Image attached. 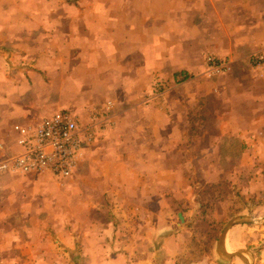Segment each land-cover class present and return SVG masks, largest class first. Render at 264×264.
Segmentation results:
<instances>
[{"label": "crops", "instance_id": "0c3cea01", "mask_svg": "<svg viewBox=\"0 0 264 264\" xmlns=\"http://www.w3.org/2000/svg\"><path fill=\"white\" fill-rule=\"evenodd\" d=\"M35 22H40L37 28ZM34 30L42 35L37 47L28 44ZM7 41L9 45L1 47ZM0 42V160L19 151L13 129L16 124L37 123L65 107L67 97L106 99L110 88L117 86L122 99L130 104L149 96L152 85L162 77L175 85L169 96L153 99L152 111L158 117L173 116L168 124L156 123L153 117L149 122L145 116L151 105L140 107L143 118L137 127L141 139L136 142L140 150L138 155L128 154L119 160L122 183L113 188L129 197H121L116 210L133 219V211L161 210L163 200L170 195L178 201L185 195L192 197V163H187L183 154L171 162L172 156L163 155L161 147H169L167 140L174 144L172 138L182 129L183 117L185 129L193 131L192 117L198 111L202 117L211 115L217 120L218 142L213 146L221 148V141L230 139L238 147L237 154L221 148V156H216L219 163L221 159L236 163L238 170L217 176L212 161L208 173L213 178L238 179L247 175L243 166H257L255 172L264 181V69L249 65L252 54L264 51V0H0ZM207 54L228 59L232 68L222 76L208 77ZM15 62H39L37 68L42 67L43 76L36 70L17 69ZM74 83L81 84V89L72 96L67 90ZM180 86L190 90L183 94ZM167 99L170 104L164 103ZM210 102L212 114L208 113ZM129 127L126 125V130ZM206 127L202 124V129ZM167 131L172 133L167 135ZM191 142L176 139L175 145ZM41 175L0 173V264H43L50 258L54 246L48 231L35 237L40 225L34 220L33 202L28 198L29 191L35 192L31 185L40 180L35 177H54ZM180 215L181 225L186 222L188 226L184 214ZM251 224L259 223L238 224L228 232L224 245L228 254L247 250L242 247V238L237 244L230 237ZM62 231L56 243L64 249L69 236ZM135 236L125 241L128 246L140 241ZM123 248L111 257L108 250L101 251L96 264H177L173 252L147 253L131 245ZM88 252L91 258L96 257ZM213 254L189 264H209L207 259L212 257L213 264H245L239 257L221 258L217 245Z\"/></svg>", "mask_w": 264, "mask_h": 264}, {"label": "rangeland", "instance_id": "374dc122", "mask_svg": "<svg viewBox=\"0 0 264 264\" xmlns=\"http://www.w3.org/2000/svg\"><path fill=\"white\" fill-rule=\"evenodd\" d=\"M39 23L35 22L33 26L37 28ZM34 31L35 33H31L28 44L37 47L40 46L42 35L40 30ZM7 45H9V41L1 47ZM209 58L218 62L222 60L230 62L228 59H220L207 54L204 61L205 75L208 77L215 78L230 71L222 74L213 73L208 63ZM15 63H18L17 69L36 70L43 76L42 67L39 66L41 70L37 68L39 62ZM6 66H9V62H6ZM230 68H232L231 65ZM9 71L10 67L7 69V72ZM2 73H4V69ZM174 85L175 82L161 77L152 85L153 90L149 96L136 99L130 104L122 99L124 96L117 86L110 88L108 91L111 92L110 97L106 99H87L92 100L87 101L83 98L80 100L70 96L66 98L65 107L62 109L76 112L83 119L89 109H102L108 102H112L113 107L110 112V125L100 131L97 140L84 151L72 177L62 179L48 176L42 180L40 177L43 175H40V177H35L40 180L31 185L35 192L29 191L28 198L33 202L34 220L40 225L37 226L35 237L46 235L48 231L51 238L50 245L54 246L50 248V258L44 259L43 264H96L100 261V258L97 257L101 251L108 250L106 252L111 257L113 252L123 251V247L127 249L130 245L133 247L132 249L147 253L154 250L173 252L177 264L199 263L205 260H201V257L214 255L219 236L228 222L236 215L241 214L253 218L264 217V181L262 175L255 172L258 169L257 166L250 169L243 166L242 171H248L247 175L238 179L213 178L212 173H208L209 166H212L213 163L216 166L215 171L217 172L214 171V173L217 176L220 175L219 172H223L226 176L234 170H238L236 163H229L225 159H221V163H219L218 157H216L217 155L221 156L219 155L221 148L222 151L226 150L237 154L238 147L230 139L221 141L223 143L221 148L213 146L215 141L218 142L216 137L219 131L216 128L217 125L214 124L217 120L213 119L211 115L202 117L201 111L192 117L193 131L185 129L186 119L183 117L182 129L172 138L174 144L167 140L166 143L169 147H161L163 155L172 156L171 162H177L183 154L187 163H192L191 167L194 171H191L195 173L191 179L194 186L192 197L185 195L181 201H178L174 195H170L163 200L161 210L133 211L131 212L133 219H126L127 213L116 210V208L120 209L121 197L124 199L129 197L121 196L113 188L116 185L121 186L122 183L120 172L123 165L119 160L128 154L138 155L140 150L136 143L138 139H141L137 127L143 118L140 107L151 105L149 108L151 112L145 116L146 121L153 122V117L156 123L158 121L165 124L170 123L173 115L167 113V115L162 114L159 117L154 116L151 103L154 98L169 96ZM78 88L81 89V84H72V87L67 90V94H74ZM180 89L183 94L190 90L185 86H180ZM57 100V96L54 97V101ZM167 100L166 102L163 100V102L170 104V99ZM37 102L38 100L35 103ZM76 102H80V104L75 106ZM104 102L106 103L104 104ZM102 104L104 105L101 106ZM208 108V113L212 114V102L209 103ZM62 109H57V111ZM226 120L227 124L231 123L230 118L227 117ZM202 124L207 125L206 129H202ZM126 125H130V129L126 130ZM168 133L172 132L167 131V135ZM176 139L183 141L190 139L192 142L187 146L185 144L175 145ZM141 149L144 150L143 147ZM212 161L213 163H210ZM205 174H207V178L203 177ZM179 213L184 214V218L189 223L188 226H185V221L181 225ZM93 229L94 233L91 232ZM62 230L69 236L64 249L56 243L58 235L63 232ZM135 234L139 236L140 241L137 240L128 246L125 241L131 237L136 238ZM241 238L243 249L253 253L254 264H264V225L251 224L241 227L230 237L237 244ZM73 241L76 243L73 244ZM88 250L96 257L91 258ZM104 254L102 253L103 258H105ZM108 261L110 262V260ZM207 261L209 264L215 262L213 257Z\"/></svg>", "mask_w": 264, "mask_h": 264}, {"label": "built area", "instance_id": "2783aa9c", "mask_svg": "<svg viewBox=\"0 0 264 264\" xmlns=\"http://www.w3.org/2000/svg\"><path fill=\"white\" fill-rule=\"evenodd\" d=\"M208 61L213 73L222 74L231 69L226 60L218 62L209 58ZM249 62L252 68L264 69V51L252 54ZM112 107V102H108L102 109H89L84 119L76 112L62 109L32 125L16 124L13 129L19 151L0 160V173L72 177L84 151L110 125Z\"/></svg>", "mask_w": 264, "mask_h": 264}, {"label": "water", "instance_id": "95a60500", "mask_svg": "<svg viewBox=\"0 0 264 264\" xmlns=\"http://www.w3.org/2000/svg\"><path fill=\"white\" fill-rule=\"evenodd\" d=\"M179 217L183 221L182 215H180ZM243 223H259V224L264 225V217H262V218H253L250 216H236V217H234L231 221L228 222V224L225 226L223 232L219 236V239L217 242V252L221 258L231 260L234 257H239L245 262V264H253V256L251 254H249V252L242 250V251L234 252L232 254H228L224 248L225 238H226L228 232L235 225L243 224Z\"/></svg>", "mask_w": 264, "mask_h": 264}, {"label": "trees", "instance_id": "16d2710c", "mask_svg": "<svg viewBox=\"0 0 264 264\" xmlns=\"http://www.w3.org/2000/svg\"><path fill=\"white\" fill-rule=\"evenodd\" d=\"M188 77L186 76V77H184V79L183 80H185V79H187ZM179 82H181V81H179Z\"/></svg>", "mask_w": 264, "mask_h": 264}, {"label": "bare ground", "instance_id": "6f19581e", "mask_svg": "<svg viewBox=\"0 0 264 264\" xmlns=\"http://www.w3.org/2000/svg\"><path fill=\"white\" fill-rule=\"evenodd\" d=\"M228 252H230V251L228 250Z\"/></svg>", "mask_w": 264, "mask_h": 264}]
</instances>
